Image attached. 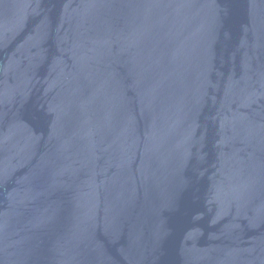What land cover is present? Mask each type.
<instances>
[{"label": "water", "instance_id": "obj_1", "mask_svg": "<svg viewBox=\"0 0 264 264\" xmlns=\"http://www.w3.org/2000/svg\"><path fill=\"white\" fill-rule=\"evenodd\" d=\"M0 264H264V0H0Z\"/></svg>", "mask_w": 264, "mask_h": 264}]
</instances>
